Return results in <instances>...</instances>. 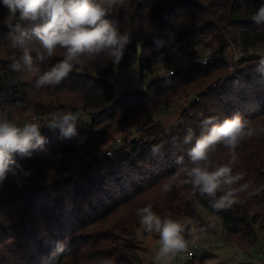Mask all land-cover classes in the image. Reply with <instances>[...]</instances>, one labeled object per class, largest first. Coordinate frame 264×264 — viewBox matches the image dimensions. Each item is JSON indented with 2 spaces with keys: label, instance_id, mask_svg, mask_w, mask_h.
<instances>
[{
  "label": "trees",
  "instance_id": "trees-1",
  "mask_svg": "<svg viewBox=\"0 0 264 264\" xmlns=\"http://www.w3.org/2000/svg\"><path fill=\"white\" fill-rule=\"evenodd\" d=\"M262 4L264 0H125L108 14L121 34L130 33L121 62L114 64L100 54L75 66L58 86L42 88L27 72L24 49L10 46L8 23L15 24L18 17L10 20L0 5V113L12 121L54 111L89 115L88 125L74 135H41L43 144L30 155L15 156L19 167L14 165L15 174L10 172L0 185V264H142L133 228L148 233L136 214L148 204L162 219L185 223L183 235L189 240L190 229H207L199 205L220 219L227 243L248 249L256 240V228L264 230V135L243 141L237 149L233 172L244 175L232 187L248 188L229 209L214 210L210 198L192 194L191 184L177 181L167 194L161 188L182 166L176 163L178 156L189 163L188 150L206 130L205 118L221 123L238 114L254 127L264 126L261 55L249 54L232 64L192 63L122 96L109 77L133 63L141 79L157 65L165 72L183 55L194 53L190 40L195 34L205 36L207 45L214 42L218 51L229 42L246 52L264 47V22L252 20ZM36 47L35 36L25 43L33 64L38 63ZM14 57L20 71L10 67ZM62 58L58 49L39 64L41 71ZM176 90L192 100L166 133L155 115ZM127 128L137 137L105 155L114 134ZM189 130L193 139L185 143ZM154 145L159 146L155 153ZM210 159L218 166L230 156L217 145ZM207 257L196 259L194 252L192 259L203 264Z\"/></svg>",
  "mask_w": 264,
  "mask_h": 264
},
{
  "label": "clouds",
  "instance_id": "clouds-1",
  "mask_svg": "<svg viewBox=\"0 0 264 264\" xmlns=\"http://www.w3.org/2000/svg\"><path fill=\"white\" fill-rule=\"evenodd\" d=\"M116 4L124 5L125 0H0L10 20L18 17L15 24L8 23V39L13 49H24L22 59L38 88L58 86L75 66L100 54L107 56L114 64L121 62L126 45L130 43V33L121 34L117 22L108 18ZM252 20L258 24L264 22V4L254 13ZM33 36L38 41L35 48L37 64H33V58L25 48L26 41ZM58 49L62 50L63 58L42 72L39 64L54 57ZM259 63L264 65V55L260 56ZM10 67L13 71H20L19 60L14 57ZM79 119V115L71 111H54L48 115L46 126L53 129L59 127L65 136H72ZM214 119L205 118L203 123L206 130L188 150L189 163L184 164L183 157L178 156L176 163L182 166L162 184L161 191L169 193L177 181L181 186L191 184L193 195L198 191L201 196H207L211 208L221 211L237 203L238 193L248 188L247 184L232 187L244 175L233 172L238 160L237 149L243 141L264 135V126L254 127L238 114L225 118L221 123H214ZM40 127L38 122L19 126L6 114L0 113V185L10 172L15 174L14 165L19 167L16 155H30L31 150L43 144ZM192 139L193 133L189 130L184 142L191 143ZM217 145L228 150L230 159L227 163L214 166L210 157ZM158 147L153 146V153ZM181 174L183 179L180 178ZM218 193L221 194L217 196ZM136 214L145 232L159 235L155 264H170L177 253L187 251L189 243L198 238L197 230L190 229L191 240L186 239L183 233L187 225L168 217L162 219L153 211L151 204L137 209Z\"/></svg>",
  "mask_w": 264,
  "mask_h": 264
},
{
  "label": "rangeland",
  "instance_id": "rangeland-1",
  "mask_svg": "<svg viewBox=\"0 0 264 264\" xmlns=\"http://www.w3.org/2000/svg\"><path fill=\"white\" fill-rule=\"evenodd\" d=\"M197 40H199L198 43H196ZM206 41L207 38L205 36H201L200 34L193 35L190 42L193 45L195 44L193 46L194 52L198 53L207 47L216 50V44L214 42L207 45ZM262 53H264V47H258L257 49L248 51V54L260 55ZM162 73H164V70L162 67L157 65L154 67L152 72L145 73L143 79H141L139 76L138 66L136 63H133L122 70L117 69L109 77V80L112 83L117 96H122L132 90L145 89L146 85L144 86L143 82H146L147 84L150 79ZM191 100V96H180L179 91L176 90L166 97L164 104L158 109L155 117L163 123L164 129H171L177 123L179 113L182 108L188 105ZM78 115L80 119L76 124V130H79L81 127H86L89 123L88 114L78 113ZM31 117L19 118L14 120V122L21 123V126H23L25 123L31 122ZM47 122L48 121L45 122V125L40 127L41 135H47L51 138H58L63 135L59 127L54 129L47 127ZM114 135L115 138L112 143L119 138L123 140L121 145H127L130 140L137 137V134L129 128L125 129L121 133L117 132ZM106 150L107 149L104 150V153ZM197 211L199 212L207 229L200 231V229L196 228L198 238L194 242H190L188 245L187 251L192 249L193 244L198 247L195 250L196 259L201 256L208 255L203 264H247V261L248 264H264L263 229L256 228L255 242L251 244L248 249L240 250L236 246L226 242V237L222 231L221 221L214 213L204 210L199 205L197 206ZM133 230L135 235L134 242L137 245V253L142 258V264H155L154 256L155 252L159 248V235L154 232L144 234L139 227L133 228ZM212 240L214 242L213 246L207 247L206 244ZM187 251L177 253L171 260L170 264H194L192 257H181V255Z\"/></svg>",
  "mask_w": 264,
  "mask_h": 264
},
{
  "label": "built area",
  "instance_id": "built-area-1",
  "mask_svg": "<svg viewBox=\"0 0 264 264\" xmlns=\"http://www.w3.org/2000/svg\"><path fill=\"white\" fill-rule=\"evenodd\" d=\"M248 55H249L248 52L243 51L240 47L234 46L231 42H229L228 45L223 49H221L220 51H218L217 49L214 50L212 48L207 47L198 53L194 52L192 55H187V54L183 55L180 61H178L174 66H172L164 73L159 74V77L172 76L176 72L189 67L192 63H196L203 66L214 64L217 63L218 61H227L229 63L230 62L234 63L236 61L241 60L242 58L247 57ZM260 55H264V53ZM143 85L145 86L146 82H143ZM48 115L49 114L42 117L32 116L30 121L38 122L39 124L43 125L46 124L45 122L48 119ZM169 131L170 129L165 130L166 133H169ZM121 142H123V140L119 138L115 140L112 143L111 147L105 151V155L110 156L112 149L119 147L121 145ZM207 245L208 246L213 245V240L211 242H208ZM196 248L198 247L193 246L191 250H188L187 252L183 253L181 257H192Z\"/></svg>",
  "mask_w": 264,
  "mask_h": 264
},
{
  "label": "crops",
  "instance_id": "crops-1",
  "mask_svg": "<svg viewBox=\"0 0 264 264\" xmlns=\"http://www.w3.org/2000/svg\"><path fill=\"white\" fill-rule=\"evenodd\" d=\"M14 122V121H13ZM19 126H21V123H17ZM247 264H248V261H247Z\"/></svg>",
  "mask_w": 264,
  "mask_h": 264
},
{
  "label": "water",
  "instance_id": "water-1",
  "mask_svg": "<svg viewBox=\"0 0 264 264\" xmlns=\"http://www.w3.org/2000/svg\"><path fill=\"white\" fill-rule=\"evenodd\" d=\"M139 50V49H138Z\"/></svg>",
  "mask_w": 264,
  "mask_h": 264
}]
</instances>
